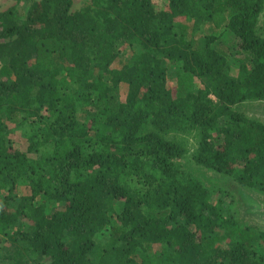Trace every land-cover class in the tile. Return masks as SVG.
Returning <instances> with one entry per match:
<instances>
[{
  "label": "trees",
  "instance_id": "trees-1",
  "mask_svg": "<svg viewBox=\"0 0 264 264\" xmlns=\"http://www.w3.org/2000/svg\"><path fill=\"white\" fill-rule=\"evenodd\" d=\"M263 8L0 12V264H264V230L240 211L262 209L246 192L264 197V124L232 109L264 101Z\"/></svg>",
  "mask_w": 264,
  "mask_h": 264
},
{
  "label": "rangeland",
  "instance_id": "rangeland-1",
  "mask_svg": "<svg viewBox=\"0 0 264 264\" xmlns=\"http://www.w3.org/2000/svg\"><path fill=\"white\" fill-rule=\"evenodd\" d=\"M39 0H0V12H4L9 8L16 7L21 12L22 19L27 17L30 13L29 11L33 7V4L38 3ZM91 0H72V12L79 11L80 9L89 6ZM259 33L264 37V8L259 18ZM177 67H174L173 70H169L167 74V88L171 91L172 94L175 93L176 88V73ZM200 88V84H196V89ZM126 93V86L121 85L118 90V95L121 101L124 100ZM234 111L244 114L248 118H252L258 122L264 124V101H251L246 102L237 106L232 107ZM11 126V125H10ZM8 147L16 149L18 151H24L26 149L25 137L21 132H11L8 136ZM18 194H21L18 192ZM246 196L250 197L251 201H257L261 205L264 210V197L259 196L257 194L251 193L249 191L246 192ZM223 198V197H222ZM230 197L223 198L224 205L229 201ZM40 202V201H39ZM52 211L60 210L55 205L51 207ZM241 216L243 220L248 225H253L259 228L260 230H264V219H262L261 215L254 213L253 209L251 212H245L244 207H241ZM7 246L0 249V254L3 255Z\"/></svg>",
  "mask_w": 264,
  "mask_h": 264
},
{
  "label": "water",
  "instance_id": "water-1",
  "mask_svg": "<svg viewBox=\"0 0 264 264\" xmlns=\"http://www.w3.org/2000/svg\"><path fill=\"white\" fill-rule=\"evenodd\" d=\"M258 213L261 215L262 219H264V210H263V208L260 211H258Z\"/></svg>",
  "mask_w": 264,
  "mask_h": 264
}]
</instances>
